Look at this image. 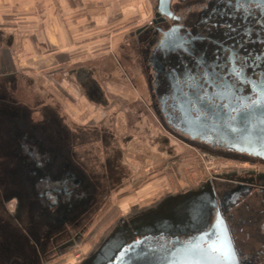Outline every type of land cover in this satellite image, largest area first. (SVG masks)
Here are the masks:
<instances>
[{"label":"flooded vegetation","instance_id":"flooded-vegetation-1","mask_svg":"<svg viewBox=\"0 0 264 264\" xmlns=\"http://www.w3.org/2000/svg\"><path fill=\"white\" fill-rule=\"evenodd\" d=\"M145 3L151 21L127 30L117 52L128 66L75 63L54 81L11 68L0 54V264L61 261L77 243L91 250L114 223L90 254L82 251L77 264H91L110 241H137L148 235L139 230L143 223L186 210H208L204 229L223 222L237 264H264V159L185 131L187 121L211 123L220 113L247 108L253 87L264 85V0ZM129 82L138 95L109 90L120 92ZM124 103L143 110L132 120ZM172 139L249 167L169 189L151 203L117 205L115 213L118 189L128 181L117 141L157 156L172 154ZM138 158L130 151L123 161L138 166ZM126 209L132 213L123 214Z\"/></svg>","mask_w":264,"mask_h":264},{"label":"crops","instance_id":"crops-1","mask_svg":"<svg viewBox=\"0 0 264 264\" xmlns=\"http://www.w3.org/2000/svg\"><path fill=\"white\" fill-rule=\"evenodd\" d=\"M139 4L140 0H0L1 57L9 67L30 73L88 61L103 70L118 69L122 61L117 52L126 43V31L119 24L124 25L125 13L131 14ZM126 87L109 90L138 95L131 82Z\"/></svg>","mask_w":264,"mask_h":264},{"label":"water","instance_id":"water-1","mask_svg":"<svg viewBox=\"0 0 264 264\" xmlns=\"http://www.w3.org/2000/svg\"><path fill=\"white\" fill-rule=\"evenodd\" d=\"M255 99L247 108L214 116L212 122L187 121L188 132H197L202 140L219 142L239 154L264 159V85L253 87ZM200 121L202 123H200ZM204 123V124H203ZM208 210H186L174 216L160 215L143 223L147 233L124 245L110 241L92 259L91 264H237L230 238L222 221L204 229ZM194 231L183 239L180 233Z\"/></svg>","mask_w":264,"mask_h":264},{"label":"rangeland","instance_id":"rangeland-1","mask_svg":"<svg viewBox=\"0 0 264 264\" xmlns=\"http://www.w3.org/2000/svg\"><path fill=\"white\" fill-rule=\"evenodd\" d=\"M139 2V0H136V2ZM111 6V5H110ZM109 8L111 9V7ZM145 0H140V4L137 7L132 8L133 12L130 14L125 13L128 17L125 21L126 23L124 25H120V30H129L135 26L141 25V24H147L152 19V13L149 9L146 7ZM110 12L115 15L116 13H121V8H118V11L116 13H113L112 10ZM111 15L110 18L113 16ZM114 18V16H113ZM66 55H61L59 57L60 60H65ZM64 62V61H63ZM123 62V61H122ZM124 66H128L126 62H123ZM82 64V63H80ZM84 64H92V62H86ZM72 64L68 63L61 68H53V70H44V71H33L34 75L40 74L43 76H49L50 79H53L54 81H58L60 79H63V74L66 73V70L71 67ZM93 65V64H92ZM94 66V65H93ZM24 72H31L29 70H25L23 68ZM31 74V73H30ZM48 79V78H47ZM46 79V80H47ZM125 107L123 111L126 110V112H130L131 116L130 118L132 120H135L137 116L136 112L140 109L143 110L142 105H133L132 107L129 106V103H124ZM128 104L129 107L126 105ZM122 108V109H123ZM119 112V113H123ZM135 126V125H134ZM143 127L140 125L138 127V132L141 133V130ZM155 133V132H154ZM159 134V131L156 132ZM138 133H136L134 130L128 131V135H131L132 138L137 136ZM146 133L138 136H142L144 139V136ZM123 138V137H122ZM152 141V140H151ZM119 144L111 145V148L121 147V164H124L125 167V173H122L125 176L126 180L122 183V187H120L118 190L120 191L118 198L115 200L114 203V211L115 213H118L117 205L118 206H124L125 204H130L133 200H139V201H146L149 200L148 203L154 202L157 199L161 198L163 194L169 192V189L171 191H179L180 188H184L187 186H195L199 184L200 182L204 181L205 179L209 177H213V174L216 173H224V172H230V171H237V172H244L243 169H247L249 167L248 164L240 163V162H234L232 160H226L222 158H214L212 156H208L206 154L192 151L191 149L187 148L186 146L176 142L172 139V142L176 145H172V154H167L165 151H159L156 152L157 156H149L147 152L143 150H137L130 148L128 150L127 147L123 145L122 141H117ZM154 142V141H153ZM153 145V143H151ZM181 145V146H178ZM99 146V145H98ZM97 146V149L100 147ZM116 146V147H115ZM181 147V148H180ZM189 149V150H188ZM130 151L134 153L138 158V160L141 162L140 165L132 164V163H125L123 161L124 156L130 155ZM99 154L101 151L98 152ZM151 161V164L148 163ZM123 178V179H125ZM154 184V186L150 188V185ZM181 184V187H180ZM146 190V191H144ZM139 194H136L137 192H140ZM157 192H161V195L155 196ZM133 203V202H132ZM131 205V204H130ZM145 205V203L141 204ZM126 212H130L129 210H122V213L125 214ZM132 211L129 213L131 214ZM128 215V213H127ZM114 223L109 224L107 227L103 228L99 232V237L96 239V244L92 247V249L87 250V248H84V244L77 243L73 246H71L67 252L60 257L61 261H51L49 264H77L79 263L80 258H82L83 253L85 255L90 254V252L93 251L95 246H97L101 240L108 235V233L113 228ZM89 235H87L86 239ZM91 237V236H90Z\"/></svg>","mask_w":264,"mask_h":264}]
</instances>
